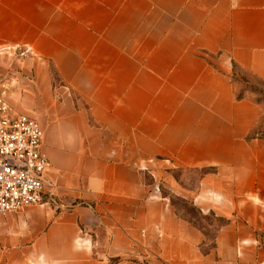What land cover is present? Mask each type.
<instances>
[{
    "label": "crops",
    "instance_id": "0c3cea01",
    "mask_svg": "<svg viewBox=\"0 0 264 264\" xmlns=\"http://www.w3.org/2000/svg\"><path fill=\"white\" fill-rule=\"evenodd\" d=\"M234 65L264 81V0H0V78L47 93L54 70L94 122L44 135L59 204L0 214V264H264V109Z\"/></svg>",
    "mask_w": 264,
    "mask_h": 264
},
{
    "label": "rangeland",
    "instance_id": "374dc122",
    "mask_svg": "<svg viewBox=\"0 0 264 264\" xmlns=\"http://www.w3.org/2000/svg\"><path fill=\"white\" fill-rule=\"evenodd\" d=\"M12 67V66H11ZM235 83L237 84V96H248L263 106L264 109V81L256 77L252 73L245 71L244 69L234 65L233 69ZM51 82L53 87L44 93V90L38 94L30 90L29 87L18 84L17 80L0 78V91H4L5 95L13 105L16 111L29 114L40 122L45 131V140L48 134H52V139L56 142L63 135V131L66 129L65 123L70 120L88 126H94V122H84L83 116L80 112L70 110L65 104H63L62 95L57 91L59 86V79L54 70H51ZM33 77L29 78L32 81ZM16 95V96H15ZM86 115V114H85ZM256 135L264 136V110L260 122L254 128ZM79 135L77 136V139ZM65 144L66 150L70 148ZM79 145V141L76 140L75 146ZM77 151V149H76ZM172 170V169H171ZM206 169H185L176 168L172 170L175 178L186 188H195L200 184V179L204 175ZM161 192L166 194L174 201L178 210L183 215L192 218L198 222L199 227L205 229L208 232L215 231L217 221L210 212L203 213L198 207L194 206L189 197H186L183 193H175L169 187H165L160 184ZM57 194V191H56ZM58 198V196H57ZM59 199V198H58ZM14 212L0 213V214H12ZM134 264H151L148 258L142 257V255H134L132 258Z\"/></svg>",
    "mask_w": 264,
    "mask_h": 264
},
{
    "label": "built area",
    "instance_id": "2783aa9c",
    "mask_svg": "<svg viewBox=\"0 0 264 264\" xmlns=\"http://www.w3.org/2000/svg\"><path fill=\"white\" fill-rule=\"evenodd\" d=\"M44 135L37 118L16 111L0 91V213L59 204L57 185L46 173L50 160Z\"/></svg>",
    "mask_w": 264,
    "mask_h": 264
},
{
    "label": "trees",
    "instance_id": "16d2710c",
    "mask_svg": "<svg viewBox=\"0 0 264 264\" xmlns=\"http://www.w3.org/2000/svg\"><path fill=\"white\" fill-rule=\"evenodd\" d=\"M236 66V65H235ZM238 98H242V96H237ZM252 138H264V136L262 135H256V131L253 130L251 132V134L249 135V139H252Z\"/></svg>",
    "mask_w": 264,
    "mask_h": 264
}]
</instances>
